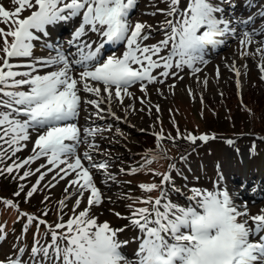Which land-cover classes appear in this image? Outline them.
I'll list each match as a JSON object with an SVG mask.
<instances>
[{"label":"snow or ice","instance_id":"snow-or-ice-1","mask_svg":"<svg viewBox=\"0 0 264 264\" xmlns=\"http://www.w3.org/2000/svg\"><path fill=\"white\" fill-rule=\"evenodd\" d=\"M13 2L17 5L13 12L0 6V22L8 26L7 30L0 28L3 41L0 46L3 53L0 56V163L11 159L29 143L32 154L0 168V175L11 174L14 169L24 168L43 157L46 163L35 169L39 176L26 193V202L49 173L53 182L46 187H55L60 180L66 181V187L64 199L58 202L57 220L52 224L20 212V216L27 218L23 231L36 221L37 232L33 235L29 258H23L25 248L21 247L0 264H264V209L255 215L249 214L247 205L241 210L229 191L219 186L222 177L214 182L212 190L194 186H185L187 191L177 188L171 176L174 163H170L164 173L148 168L158 158L155 149L145 154L139 169L121 168L119 172L135 175L147 169L153 176H161L160 184L138 183L136 187L141 196L125 194L122 199L132 201L126 205L127 216L115 212L114 208L108 209L139 229L140 235L133 238L134 242L138 241V247L129 258L121 251L128 241H121L118 235L129 225L112 228L108 221L99 222V215L92 212L95 207L113 203L112 197L105 196L95 182V176L102 174L101 183L116 182V174L109 171L110 162L94 159L97 153L94 139L100 129L85 127L81 132L73 123L82 104L91 105L95 109L93 115L99 118L102 112L108 111L119 119L112 111L113 101L123 105V98L131 95L129 88L134 84H139L140 90L146 92L148 84H164L169 77L182 80L176 69L183 71L185 67L196 78L195 74L201 72L198 65L207 63L206 50L227 46L230 39L239 40L243 49L241 58L261 55L258 67L260 78L264 80V39L256 40L257 36L264 35V29L248 30L247 27L254 18L226 16L222 5L231 4V0H186V6L181 5V0H163L166 8L157 7L151 15L165 16L159 28L164 38L149 45L144 42L151 37L152 26L146 21L133 22L130 16L138 0ZM29 9L35 10L20 18L22 11ZM77 18L80 23L74 24L71 39L67 41L69 50L45 43L42 47L49 50V55H34V41L49 35L48 26L74 22ZM93 34L96 39L90 38ZM253 43L259 46L255 53H250L247 49ZM120 45L124 51L117 55L115 48ZM107 46L114 50L105 57ZM16 58H30L31 63L10 62ZM226 66L236 77L241 76L235 61ZM20 67L30 70H15ZM40 68L53 70L41 73ZM157 69L160 71L153 74ZM203 83L206 85L208 81ZM236 86L240 87L239 79ZM168 87L174 89L175 84ZM81 93H91L96 99L83 97ZM188 94L192 95L190 88ZM105 103L108 109L101 108ZM156 110L160 111L159 106ZM154 135L156 148L161 152L164 143L177 139L159 133ZM183 138L192 143L209 139L207 135L191 134ZM80 144L87 146L82 154L77 153ZM33 174L32 170H26L19 179L25 180ZM125 183L131 184V181ZM23 187L20 185L14 195L19 196ZM154 190L159 191L156 197L150 195ZM169 191L182 193L185 203L172 202ZM69 200L74 201L72 215L65 220L63 210ZM2 203L19 211L18 205L10 199ZM136 204L144 206L136 207ZM43 215H48L47 209ZM41 225L47 229L43 235L51 237L46 245H40L38 238ZM3 231L0 226V236Z\"/></svg>","mask_w":264,"mask_h":264},{"label":"rangeland","instance_id":"rangeland-1","mask_svg":"<svg viewBox=\"0 0 264 264\" xmlns=\"http://www.w3.org/2000/svg\"><path fill=\"white\" fill-rule=\"evenodd\" d=\"M214 2H219V0H214ZM0 5L5 6L7 11L13 12L17 5L13 2V0H0ZM181 5L186 6V0H181ZM166 3L163 0H138L137 5L134 10L131 12V20L133 22L140 20L141 22H147V24L152 26V35L151 37L145 41L146 44H155L161 39L164 38L163 32L159 30L160 25L165 20V16L161 13H157L156 15H151L152 12L156 11V8H166ZM225 9L226 16H235L241 19H246L247 17H253V21L250 25H248V30H251L253 27L256 29H264V0H231V4L224 3L222 5ZM35 9L24 10L20 14V18L27 17L30 15L31 11ZM147 13V14H145ZM3 24V28L7 30V25ZM74 31V24L79 25L80 19L77 18L74 22L69 21ZM69 24V25H70ZM47 31L49 35L44 37L40 41H34L35 48L33 49L35 56H46L49 53L47 48L42 47L45 43H51L53 45H59L64 50H69V45L67 41L71 39V34L67 37L60 39H55L56 35L53 37L52 41H48L51 36V26H48ZM91 39H96L93 34ZM264 39V35H259L256 37V40L259 41ZM10 41V40H9ZM3 41L0 40V46H2ZM259 45L257 43H253L248 46V51L250 53H255L256 48ZM113 48L111 50L104 49L105 57L113 52ZM241 45L238 39H230L227 46H220L217 48H210L206 50L205 59L207 60L206 64L198 65L201 68V72L195 74L196 78H193L191 70L185 67L183 71L176 69L179 74L183 77L182 80L176 79L173 77H169L166 79L164 84H148L146 88V92H142L140 90L139 84H134L129 88L130 96H125L123 98V103L125 104V111L129 113V119L126 124H118L114 122V126L118 125L120 128L121 135H117V133L113 136H110L108 133L113 129V126L109 125V123L105 121H96L88 125L89 128H95L96 125L100 124L102 130H100L99 135L96 133V138L94 142H97V136L101 139H105L106 141H110L111 143L121 144L122 147H130L133 148H141L142 144L146 146L149 144L152 146V149L157 150L155 144V135L156 133L162 134L165 137H177L179 141H188L183 137L191 134L195 136L198 132H203L204 135H207L209 139L202 143V140H198L197 144L200 143L202 146L198 151L203 150L204 147V158L207 164L215 169L214 174L212 176H207L204 173L203 179L199 181L196 179V167L195 159L193 157H186L187 155L183 154L181 151L176 155L174 150L172 149L173 143H178V141H168L163 144V152L158 150V155L162 157V159L158 162L153 161L148 168L154 169L159 173H164L165 168L171 163V161L177 158L173 163L175 164L178 161H181V156L185 161L181 162L178 166V171L171 172L172 179L175 182V186L177 188H183L187 191L190 187H197L201 189L212 190L214 182L217 181L218 177H222L220 180V185L224 189H227L234 200V202L241 207L243 210V206L247 205L248 211L250 215H255L260 212L261 209H264V193L250 195V198L245 196L246 191L242 192L240 187L235 186L236 180L241 181V175L243 174V170L245 168V160L252 157L258 147V143L255 142V138L251 134H241L239 131H234L235 136H223L221 144L219 146V150H216V144L211 140L215 135L213 132H217V130L223 131L225 128H233L237 129L241 127L243 124L247 126H262L264 125L263 118H261L262 113H264V80H261V72L258 65L262 62L261 55L257 53L255 56L249 55L247 57L241 58ZM124 51V47L122 45L117 46L115 48V52L117 55H120ZM166 54V53H162ZM0 56H3V53L0 52ZM235 61L236 68L240 71L241 76L236 77L233 71L226 65H230ZM10 62L20 65H25L27 63H31L30 58H16L11 60ZM2 63V61H0ZM217 68H219V76H217ZM15 70L18 71H28L27 67H20ZM45 68H40L39 71L41 73L47 72L44 71ZM53 70V69H50ZM159 69L154 70L155 74ZM20 77H17L19 79ZM240 80V87L236 86V80ZM204 80H207L208 83L205 85L203 83ZM175 84L174 89H170L168 86ZM189 88L191 89L192 95L188 94ZM160 89L161 91H157ZM90 93H81L83 97L89 98ZM143 100V103L141 101ZM118 102V101H117ZM119 103V102H118ZM176 105L174 109H172L173 105ZM251 106L252 110H255L257 116L252 118V121L247 120V116L245 113L241 112L239 109V105ZM156 106H159L160 111L156 110ZM233 114L234 117V126H227L228 121L225 120L223 116L226 113ZM209 118H208V117ZM259 116V118H257ZM208 119L210 122L204 121ZM227 126V127H226ZM238 130V129H237ZM154 133V134H152ZM152 134V135H151ZM197 137V136H196ZM35 136H33V140ZM233 141L232 144H229L227 141ZM213 142V143H212ZM255 142V147L252 145ZM192 144V142H190ZM208 143V144H206ZM203 144V145H202ZM31 143L23 149L19 151L22 155L26 156L28 153ZM196 147V146H195ZM87 147H85L86 149ZM211 149V153H210ZM83 149L81 148V151ZM142 151H137L136 149L131 150L130 159L133 156H139L137 160L133 162V164L129 165V169L137 168L144 162V157L141 153ZM179 155V156H178ZM217 160L213 159L216 158ZM7 159V158H6ZM6 159L3 163H0V168L8 165L6 163ZM45 161V158L42 159ZM182 163L187 166V168L191 171L187 172V177L182 181H179L178 178L174 177L178 174V172L185 174L186 172H182V168L185 167ZM42 164H45L42 162ZM242 164L243 166H241ZM187 169V170H188ZM167 171V170H166ZM180 177V176H178ZM28 187H25L22 196L26 200V193L31 189L32 184H35V178L29 177ZM161 176H153L150 174L147 169L138 171L135 175H127L126 182L131 181V184L122 186L123 195L129 193V196L138 197L141 196L142 193L140 189L136 187L138 183L147 182V183H156L160 184ZM179 181V182H178ZM63 182V180H62ZM178 182V183H177ZM207 182H210L209 184ZM13 178L12 174L4 173L0 175V197L11 200V198H15L14 193L11 192ZM44 186L45 184L41 182ZM63 186L66 187L64 183ZM171 185H169V188ZM46 187L39 186L38 191L33 194L35 197L45 198V197H53L54 194L45 189ZM48 188V187H47ZM121 188V187H119ZM51 190V188H49ZM248 191L252 193V188H249ZM249 193V192H248ZM159 194L158 190H154L150 193L151 196L156 197ZM190 194V193H189ZM9 197V198H8ZM169 198L174 203L184 204L185 199L182 193H176L169 191ZM16 200V198H15ZM28 201L25 204H18L16 201L12 200L15 204L18 205V209H14L12 207L5 206L0 200V208L13 216L20 217V212L29 213L33 212L34 205H32V201L37 199H27ZM62 200V195L58 199ZM124 199L120 200L121 202ZM37 202V201H36ZM125 204L132 203L131 200H124ZM53 200L48 201L47 204H44V208H50L53 206ZM36 205V204H35ZM139 205V204H136ZM56 206V205H55ZM144 205L136 206L142 207ZM108 211L109 207L105 206ZM67 209L71 211V201L67 203ZM0 209V219H4L3 212ZM109 212V211H108ZM103 213V210H98L97 214ZM113 215L112 212H110ZM113 218V217H112Z\"/></svg>","mask_w":264,"mask_h":264},{"label":"trees","instance_id":"trees-1","mask_svg":"<svg viewBox=\"0 0 264 264\" xmlns=\"http://www.w3.org/2000/svg\"><path fill=\"white\" fill-rule=\"evenodd\" d=\"M240 106V105H239ZM251 107V106H250ZM252 109V107H251ZM255 113V110L252 111V114ZM263 115H261V118H263V122H264V113H262ZM209 118V117H208ZM259 118V116L257 117ZM204 121H207V122H210L208 119L205 118ZM254 129H256L257 131L261 132V131H264V125L262 124V126H255V125H252Z\"/></svg>","mask_w":264,"mask_h":264},{"label":"bare ground","instance_id":"bare-ground-1","mask_svg":"<svg viewBox=\"0 0 264 264\" xmlns=\"http://www.w3.org/2000/svg\"><path fill=\"white\" fill-rule=\"evenodd\" d=\"M47 55H49V54H47ZM44 71H47V69H45Z\"/></svg>","mask_w":264,"mask_h":264}]
</instances>
